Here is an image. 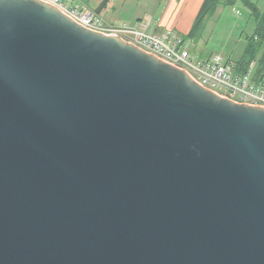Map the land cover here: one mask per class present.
Here are the masks:
<instances>
[{
    "label": "water",
    "instance_id": "obj_1",
    "mask_svg": "<svg viewBox=\"0 0 264 264\" xmlns=\"http://www.w3.org/2000/svg\"><path fill=\"white\" fill-rule=\"evenodd\" d=\"M0 264H264V106L0 0Z\"/></svg>",
    "mask_w": 264,
    "mask_h": 264
},
{
    "label": "built area",
    "instance_id": "obj_2",
    "mask_svg": "<svg viewBox=\"0 0 264 264\" xmlns=\"http://www.w3.org/2000/svg\"><path fill=\"white\" fill-rule=\"evenodd\" d=\"M43 1L90 29L119 35L142 50L183 68L199 84L217 94L236 102L264 106V74L261 77L255 76V60L250 62L246 71L238 72L233 60L220 54L196 58L187 49V41L181 35L171 30L153 31L150 19L113 26L103 20L100 12L82 3L71 4L70 0Z\"/></svg>",
    "mask_w": 264,
    "mask_h": 264
},
{
    "label": "rangeland",
    "instance_id": "obj_3",
    "mask_svg": "<svg viewBox=\"0 0 264 264\" xmlns=\"http://www.w3.org/2000/svg\"><path fill=\"white\" fill-rule=\"evenodd\" d=\"M96 1L98 0H70V3H82L90 8H94ZM122 1L115 0L116 7H122ZM248 1L253 2L259 10L264 9V0ZM123 6V12H125L124 19L130 21L136 17L134 15L145 17L146 20L149 17L156 20L166 10L169 24H172L176 31H183L180 27L183 14L179 13L178 3L171 12L166 9V0H124ZM188 10L192 14L190 18L192 24L198 7H190ZM254 25V20L252 17H249V9L244 4V0H236L231 5L219 4L207 17L196 38L186 40L187 49L196 58L203 59L212 54H220L224 58L236 59L240 57L244 49L245 37L254 32ZM187 32L180 34L186 35Z\"/></svg>",
    "mask_w": 264,
    "mask_h": 264
},
{
    "label": "trees",
    "instance_id": "obj_4",
    "mask_svg": "<svg viewBox=\"0 0 264 264\" xmlns=\"http://www.w3.org/2000/svg\"><path fill=\"white\" fill-rule=\"evenodd\" d=\"M108 1L109 0H102L95 11L99 12L106 6ZM235 1L236 0H202L188 32L186 35H181V37L184 40L196 38L205 20L217 5H231ZM244 4L249 9V17H252L254 20V32L245 37V46L240 57L231 60L235 63L238 72L246 71L250 62L255 60L256 66L254 74L256 77H261L264 74V9L259 10L253 2L248 0H244Z\"/></svg>",
    "mask_w": 264,
    "mask_h": 264
},
{
    "label": "crops",
    "instance_id": "obj_5",
    "mask_svg": "<svg viewBox=\"0 0 264 264\" xmlns=\"http://www.w3.org/2000/svg\"><path fill=\"white\" fill-rule=\"evenodd\" d=\"M102 0H98L95 2V7L91 8L93 10H95L98 5L100 4ZM202 0H166L167 3V8L168 10H170V12L172 10H174L176 4L178 3V10L180 14H183V18L181 20V24L180 27L183 30L182 32H187L191 26V22H190V18L191 15L189 13L188 8L192 7V8H197L199 9L200 4H201ZM123 4H124V0L121 2V6L122 7H116L115 4V0H109L106 4L105 7H103L99 12L103 18V20L109 24V25H113V26H119L123 23L125 24H132L135 21H145V17H140L138 15H134L136 16L134 19H132L131 21L128 19H124V9H123ZM88 7V6H87ZM90 8V7H89ZM122 10V11H120ZM149 19L151 20L152 23V28L153 31L155 32H164L166 30H171L173 33L179 34L182 32L176 31L173 27L172 24H169L168 22V17H167V13L166 10L165 12L162 14H160V18L158 19H153L151 17H149ZM126 20V21H125ZM190 22V24H189Z\"/></svg>",
    "mask_w": 264,
    "mask_h": 264
}]
</instances>
